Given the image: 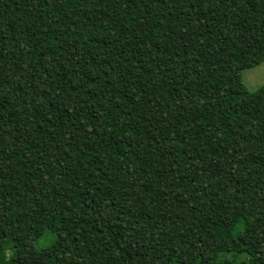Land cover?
Instances as JSON below:
<instances>
[{"label": "trees", "instance_id": "obj_1", "mask_svg": "<svg viewBox=\"0 0 264 264\" xmlns=\"http://www.w3.org/2000/svg\"><path fill=\"white\" fill-rule=\"evenodd\" d=\"M263 60L264 0H0V264H264Z\"/></svg>", "mask_w": 264, "mask_h": 264}, {"label": "rangeland", "instance_id": "obj_2", "mask_svg": "<svg viewBox=\"0 0 264 264\" xmlns=\"http://www.w3.org/2000/svg\"><path fill=\"white\" fill-rule=\"evenodd\" d=\"M240 75L247 90H256L264 82V60L251 68L241 70ZM45 236L50 237V235ZM45 236L42 235L36 240V247L43 246L48 242V238Z\"/></svg>", "mask_w": 264, "mask_h": 264}]
</instances>
